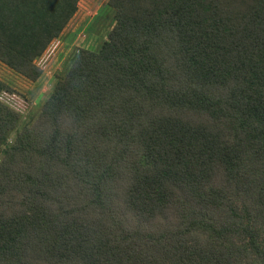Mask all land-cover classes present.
I'll use <instances>...</instances> for the list:
<instances>
[{"label": "trees", "instance_id": "trees-1", "mask_svg": "<svg viewBox=\"0 0 264 264\" xmlns=\"http://www.w3.org/2000/svg\"><path fill=\"white\" fill-rule=\"evenodd\" d=\"M79 1L0 0V62ZM106 3L30 125L0 79V264H264V0Z\"/></svg>", "mask_w": 264, "mask_h": 264}, {"label": "rangeland", "instance_id": "rangeland-1", "mask_svg": "<svg viewBox=\"0 0 264 264\" xmlns=\"http://www.w3.org/2000/svg\"><path fill=\"white\" fill-rule=\"evenodd\" d=\"M107 0H80L78 9L61 34L54 38L36 59L42 73L29 81L0 62V79L10 88L1 99L19 113L17 129L31 124L41 104L50 94L56 77L69 67L78 47L98 50L114 23Z\"/></svg>", "mask_w": 264, "mask_h": 264}]
</instances>
